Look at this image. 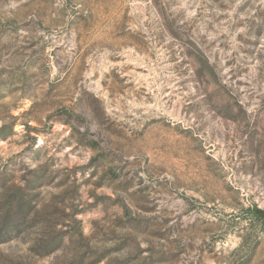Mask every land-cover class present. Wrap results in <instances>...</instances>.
I'll return each instance as SVG.
<instances>
[{
    "label": "rangeland",
    "instance_id": "1",
    "mask_svg": "<svg viewBox=\"0 0 264 264\" xmlns=\"http://www.w3.org/2000/svg\"><path fill=\"white\" fill-rule=\"evenodd\" d=\"M0 264H264V0H0Z\"/></svg>",
    "mask_w": 264,
    "mask_h": 264
},
{
    "label": "trees",
    "instance_id": "2",
    "mask_svg": "<svg viewBox=\"0 0 264 264\" xmlns=\"http://www.w3.org/2000/svg\"><path fill=\"white\" fill-rule=\"evenodd\" d=\"M253 209L255 210V211H257L258 213L259 212H261L259 209H257L256 207H253Z\"/></svg>",
    "mask_w": 264,
    "mask_h": 264
}]
</instances>
